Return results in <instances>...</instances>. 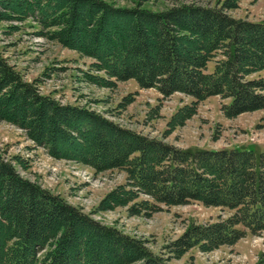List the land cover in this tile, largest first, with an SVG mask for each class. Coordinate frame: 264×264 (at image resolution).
Wrapping results in <instances>:
<instances>
[{"label": "trees", "instance_id": "obj_1", "mask_svg": "<svg viewBox=\"0 0 264 264\" xmlns=\"http://www.w3.org/2000/svg\"><path fill=\"white\" fill-rule=\"evenodd\" d=\"M238 1L154 11L142 3L122 7L105 0H0V20L32 18L41 25L40 35L94 59V70L104 72L86 74L95 84L112 87L114 80L134 79L142 88L164 96L181 92L195 102L222 95L230 98L223 110L233 117L264 109V77H248L264 71V21L230 15ZM37 82L25 80L0 49V119L25 129L55 158L99 172L126 171V182L110 191L99 209L130 205L134 214H151L161 204L197 201L234 211L212 223L191 221L167 245L177 257L195 246L232 245L248 230L264 231V151L181 148L86 107L62 104L41 94ZM195 110L194 104L181 107L169 125L184 124ZM145 194L151 199H140ZM259 262L264 264V254ZM0 264L169 263L143 240L100 223L23 177L0 153Z\"/></svg>", "mask_w": 264, "mask_h": 264}, {"label": "rangeland", "instance_id": "obj_2", "mask_svg": "<svg viewBox=\"0 0 264 264\" xmlns=\"http://www.w3.org/2000/svg\"><path fill=\"white\" fill-rule=\"evenodd\" d=\"M105 1L122 7L142 3L144 8L161 11L182 3L211 7L221 5L224 0ZM227 12L237 18L264 21V0H239L238 7ZM40 31L41 25L32 18L0 20V49L4 57L25 80H37L41 94L50 95L62 104L86 107L125 129L181 148L245 147L264 151V109L229 117L223 106L230 98L222 95L195 102L194 97L181 92L164 96L156 88H142L134 79L114 80L116 83L112 87L95 84L86 74L104 72L94 70V59L40 35ZM219 57L208 64V71H213ZM248 77H264V71ZM192 104L195 113L184 124L172 129L169 125L172 116L181 107ZM26 132L0 119V153L14 162L23 177L59 194L100 223L143 240L154 253L167 257L169 264H260V256L264 254V231L248 230L232 245L211 250L195 246L177 257L167 245L179 238L191 221L212 223L227 218L234 211L197 201L185 205L161 204V209L151 214H134L130 205L99 209L102 199L126 182V171L116 168L99 172L81 162L55 158L29 139ZM143 198L151 199L146 194L140 197Z\"/></svg>", "mask_w": 264, "mask_h": 264}]
</instances>
